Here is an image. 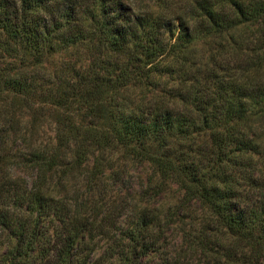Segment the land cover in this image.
<instances>
[{
  "label": "trees",
  "instance_id": "16d2710c",
  "mask_svg": "<svg viewBox=\"0 0 264 264\" xmlns=\"http://www.w3.org/2000/svg\"><path fill=\"white\" fill-rule=\"evenodd\" d=\"M8 137L34 175L0 176V264H264V0H0V172ZM117 151L177 204L104 226Z\"/></svg>",
  "mask_w": 264,
  "mask_h": 264
},
{
  "label": "rangeland",
  "instance_id": "374dc122",
  "mask_svg": "<svg viewBox=\"0 0 264 264\" xmlns=\"http://www.w3.org/2000/svg\"><path fill=\"white\" fill-rule=\"evenodd\" d=\"M75 58V54H72L71 52H62L59 54H55L52 58L49 59L50 61L48 60L45 63V68L47 71H49L50 69L55 68L56 64L72 61V59ZM15 116L19 117V115L17 114ZM23 116H25V113L23 114ZM23 116L14 118V120L18 119L19 121ZM47 119H49V116H47ZM35 136H37L38 141H48L52 136V130L47 124L44 123L43 125L38 127L37 134ZM31 139L34 140L33 137ZM21 145L22 143L18 142L17 140L12 142L11 137H8L6 139V143L4 144V146L7 147V150H9L11 159L2 168L0 176L6 177L10 181H13L15 184L23 183V181L29 182L34 175L32 170L27 169L26 167H22V165L20 164V159L18 158V156H21L22 153L21 151L23 148L21 147ZM106 161H111V164L109 166L110 169L108 168L107 162H105L106 168L104 170L102 180L112 170L115 172V175L111 179L108 178L104 189L103 196L107 200L108 210L111 212L110 215L106 216L105 219H103L104 221H106L103 224L104 226L110 224L116 217L117 219L121 220H119L120 222H118V224L116 223L115 225H118V227L121 225H126L128 218L132 213V206L136 201L138 203H141L146 200V204L148 205V207L150 209H156L157 212L159 211V209L161 210L162 207H174L177 204L180 193L174 184H163L162 190L158 193L157 188L152 185L153 187L146 189L148 191L143 194V191L148 184V176L150 174V169L145 163L139 164L136 162L128 161L127 159L122 158L118 151L108 152L106 154ZM69 182L70 186L69 184H66V186H69L70 188V192L68 194L69 197H74L78 194L83 195L91 189L90 184H87L85 181L84 172H81L79 174L76 173L75 177ZM158 203H160L159 206ZM172 225L174 224H171L169 229L166 231L167 238L164 241L166 251H172V249L176 247V244L179 243V231ZM3 247H1L0 253H2ZM87 247L88 248L86 250L92 248L95 251L94 255L91 257V260H93L95 257L100 255L104 244H102L100 241L98 243L88 244ZM191 260L192 259L188 257L186 261L191 263ZM159 261L160 260L155 256L148 257L146 260H144L143 264H158ZM100 263L107 264V261H101Z\"/></svg>",
  "mask_w": 264,
  "mask_h": 264
}]
</instances>
